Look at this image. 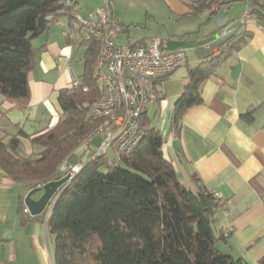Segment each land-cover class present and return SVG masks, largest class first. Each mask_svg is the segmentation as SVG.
<instances>
[{
  "label": "trees",
  "instance_id": "1",
  "mask_svg": "<svg viewBox=\"0 0 264 264\" xmlns=\"http://www.w3.org/2000/svg\"><path fill=\"white\" fill-rule=\"evenodd\" d=\"M223 3L194 0L193 13L208 9L211 15L213 5ZM76 4L77 0H0V95L5 100L26 107L28 73L40 51L32 42L61 17L72 20ZM252 11L264 21V11ZM240 42L238 36L226 37L218 49L187 69V81L170 111L171 128L179 125L189 107L202 102L201 84ZM81 43L86 46L83 72L74 90L58 91L60 120L30 138L41 150L22 155L18 135L24 132L0 131V168L26 191L59 179V166L66 158L83 162L87 154L82 169L57 190L41 214L32 216L44 222L52 237L54 264H243L216 246L226 236L216 235L213 228L219 210L213 192L182 185L163 156L162 132L149 120H143L141 142L116 162L109 164L104 156L90 159L92 148L75 154L94 127L87 105L100 93L94 72L100 40L88 36ZM23 198L21 194L22 210ZM259 264H264V257Z\"/></svg>",
  "mask_w": 264,
  "mask_h": 264
},
{
  "label": "crops",
  "instance_id": "2",
  "mask_svg": "<svg viewBox=\"0 0 264 264\" xmlns=\"http://www.w3.org/2000/svg\"><path fill=\"white\" fill-rule=\"evenodd\" d=\"M105 1L114 9L115 0H77L73 11L86 14L102 7ZM158 1L180 18L206 10L193 13L194 0ZM213 7L215 12L224 9L227 15L222 27L227 29L224 37L214 35L198 46L193 39L186 42L172 37L167 40L166 49H184L183 63L188 60L197 65L228 36L241 38L238 47L201 84L202 102L189 107L177 127H170L169 116L174 98L187 81L189 67L179 77L175 76L176 68L163 80V99L149 107H154L150 117L155 124L148 116L149 109L144 119L162 132L163 156L173 166L179 181L191 184L195 190L203 186L227 200L229 219L218 210L213 228L219 235L231 222L233 230L216 241L217 248L240 258L243 264H259L264 257V21L252 9L264 11V0H224ZM246 8L249 13L244 15ZM87 37L85 29L68 17H61L32 42L40 51L28 73L30 96L26 107L0 95V131L10 135L18 130L24 132L18 135L20 154L40 151L30 143V138L60 120L58 91L68 88L71 79H78L83 72L86 46L81 42ZM119 38L120 35L118 41ZM151 38L154 37L142 36L131 41L128 37L122 44L149 43ZM26 192L0 168V264H54L53 241L46 225L39 218H32L25 205L23 210L20 207V195L24 197ZM40 194L32 197L36 199Z\"/></svg>",
  "mask_w": 264,
  "mask_h": 264
},
{
  "label": "built area",
  "instance_id": "3",
  "mask_svg": "<svg viewBox=\"0 0 264 264\" xmlns=\"http://www.w3.org/2000/svg\"><path fill=\"white\" fill-rule=\"evenodd\" d=\"M248 13L246 8L244 15ZM70 17L77 26L87 31V36L97 38L101 43L94 71L100 93L87 105L94 127L84 136L78 149L90 148V144L100 136L90 159L104 156L111 164L118 161L120 154L133 151L141 142L146 112L152 104L163 99L161 84L182 64L185 51L168 50L156 37L151 43H120V21L108 1L86 14L72 11ZM226 34L227 29L224 28L221 36ZM78 83L77 79H71L68 89L74 90ZM109 150L114 152V156L108 155ZM83 166V162L73 163L66 158L59 166V172L61 177L70 174L71 179ZM213 196L219 211L229 219L227 200L218 192H213ZM232 230V223L228 222L221 232L228 236Z\"/></svg>",
  "mask_w": 264,
  "mask_h": 264
},
{
  "label": "rangeland",
  "instance_id": "4",
  "mask_svg": "<svg viewBox=\"0 0 264 264\" xmlns=\"http://www.w3.org/2000/svg\"><path fill=\"white\" fill-rule=\"evenodd\" d=\"M84 9L87 8L83 7V10ZM113 10L122 22L123 31L120 32V43H126L128 37L133 41L137 37L153 36L165 40L163 42L161 41L163 47H169L167 45V40L169 38L172 39V37L181 38V40L186 42L189 41L188 39H193L197 43H195V46L208 41L209 37H213L214 35L222 37L220 35L223 30L222 27L228 20L227 15L224 14V9H220L211 15H209V10L206 9L200 15L180 18L168 11L166 5L158 0H115ZM125 28L128 30H125ZM152 39L153 38H151L149 43H151ZM185 63L186 64L183 63L177 68L175 76L179 77L186 72L187 67L190 68L195 66V64L188 62V60H186ZM177 97L178 96H176V98ZM176 98H174L173 101H175ZM170 101H172V98H170ZM153 108L154 107H151L149 109L148 116L152 124H155V120L150 117L152 116ZM100 139L101 137L97 136L93 143L90 144V148L95 151V146ZM80 150L81 149H77L75 153H79ZM111 150L108 151V155L114 156V152ZM86 160L87 154L82 157L83 162ZM180 182L187 189L195 191V188H193L191 184H186L183 181Z\"/></svg>",
  "mask_w": 264,
  "mask_h": 264
},
{
  "label": "water",
  "instance_id": "5",
  "mask_svg": "<svg viewBox=\"0 0 264 264\" xmlns=\"http://www.w3.org/2000/svg\"><path fill=\"white\" fill-rule=\"evenodd\" d=\"M69 180L70 174H66L59 179L48 181L40 186L28 190L23 198V203L29 214L32 216L41 214L51 202L57 190ZM36 193L41 194L35 199L32 196Z\"/></svg>",
  "mask_w": 264,
  "mask_h": 264
}]
</instances>
